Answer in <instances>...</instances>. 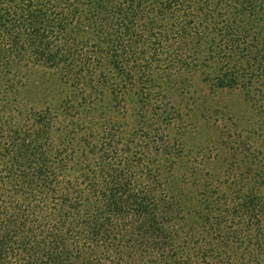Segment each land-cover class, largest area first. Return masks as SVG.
I'll use <instances>...</instances> for the list:
<instances>
[{
  "label": "trees",
  "instance_id": "obj_1",
  "mask_svg": "<svg viewBox=\"0 0 264 264\" xmlns=\"http://www.w3.org/2000/svg\"><path fill=\"white\" fill-rule=\"evenodd\" d=\"M259 128L264 0H0V264H264Z\"/></svg>",
  "mask_w": 264,
  "mask_h": 264
},
{
  "label": "rangeland",
  "instance_id": "obj_2",
  "mask_svg": "<svg viewBox=\"0 0 264 264\" xmlns=\"http://www.w3.org/2000/svg\"><path fill=\"white\" fill-rule=\"evenodd\" d=\"M43 71H46V73L49 74V71H47V70L38 69V70H35L32 73V75H34L35 77L38 78L41 75H43L42 74ZM46 76H47V74H46ZM48 79H49V84L51 87L50 89H53L55 91L56 88L53 86V84H55L56 82L51 81V78H49V77H48ZM203 94H205V93H203ZM214 96H215L216 100L221 101L224 105L229 107L233 117H235L241 125L256 128V126L259 124V123L256 124L253 121L254 117H253V114L251 113V108L247 107V105L245 104V102L243 101V99L240 95L238 96V95H236V93L220 92ZM201 134L202 135H199V136L196 135L195 137H193V135H190L189 138H187V143L189 141L191 143L198 142V141H200V139L202 141H204V139H206L207 136L204 135V133H201ZM255 137L257 138L256 142L257 143L262 142L261 146L264 147V130H263V128H261V129L259 128V130L255 133ZM208 139H210V141H213V139H216V136L213 135L211 137H208ZM217 141L219 142V141H221V139H217Z\"/></svg>",
  "mask_w": 264,
  "mask_h": 264
}]
</instances>
